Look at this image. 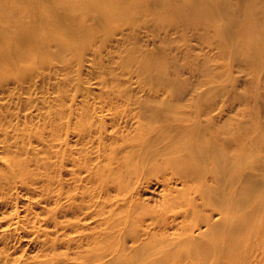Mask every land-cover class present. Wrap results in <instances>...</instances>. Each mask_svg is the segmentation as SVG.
I'll list each match as a JSON object with an SVG mask.
<instances>
[{
	"label": "bare ground",
	"instance_id": "obj_1",
	"mask_svg": "<svg viewBox=\"0 0 264 264\" xmlns=\"http://www.w3.org/2000/svg\"><path fill=\"white\" fill-rule=\"evenodd\" d=\"M79 14L128 17L138 43L147 32L162 50L135 54L128 71L148 95L123 86L94 108L110 125L76 122L79 156L67 134L53 174L12 176L27 189L41 183L61 213L78 214L66 225L42 218L57 237L37 230L67 253L18 264H264V0H0V85L52 56L68 68L98 30L119 28L87 26ZM195 38L212 54H195ZM185 68L199 75L191 96ZM67 173L74 187L65 188Z\"/></svg>",
	"mask_w": 264,
	"mask_h": 264
},
{
	"label": "rangeland",
	"instance_id": "obj_2",
	"mask_svg": "<svg viewBox=\"0 0 264 264\" xmlns=\"http://www.w3.org/2000/svg\"><path fill=\"white\" fill-rule=\"evenodd\" d=\"M9 1L22 3V0ZM26 13L23 20L33 21L36 27H45L41 16ZM77 19L91 27L119 28L117 31L98 30L92 46L80 60L72 61L68 68L65 61L52 56L48 61L27 69L28 76L14 75L13 72L0 85V186H3L0 187V264L51 257L55 251L67 253L64 246L52 248L49 238L37 230L46 229L49 235L57 237L53 223L42 218L54 214L61 224L66 225L75 221L78 215L70 211L61 213L52 200L43 196L47 190L41 183H33L27 189L23 181L12 176H19L22 172H31L35 176L53 174L57 165L56 152L61 148L63 153V140L67 134L73 153L79 156L76 122L83 117L85 119V116L90 118V122H97L101 116L110 125L113 121L110 113H97L98 109L94 108L111 91L118 89L117 93L122 92L124 86L135 97H144L150 92L140 77L131 73L130 77L128 71L134 69L135 54L146 55V48L161 51V40L145 32L144 40L138 43L133 31L127 28L131 26V20L123 15L112 22L105 21L103 17L81 14ZM170 36L178 39L180 48L186 44L179 34L171 33ZM191 43L195 54L207 51L211 55L213 52L212 48L206 47L211 43L209 41L195 38ZM51 50L57 51L58 48L53 45L45 52L52 54ZM63 51L67 53L69 49ZM184 71L183 76L191 83V96L197 89L199 75L188 68ZM120 83L121 89L117 88ZM20 162L26 166L17 165ZM63 178L67 182L65 188L76 185L71 174L67 173ZM56 210L57 213L54 212ZM127 251L132 252L130 248Z\"/></svg>",
	"mask_w": 264,
	"mask_h": 264
}]
</instances>
